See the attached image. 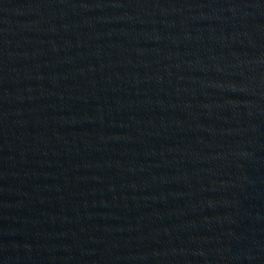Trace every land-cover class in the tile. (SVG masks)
<instances>
[{
    "label": "water",
    "instance_id": "obj_1",
    "mask_svg": "<svg viewBox=\"0 0 264 264\" xmlns=\"http://www.w3.org/2000/svg\"><path fill=\"white\" fill-rule=\"evenodd\" d=\"M0 264H264V0H0Z\"/></svg>",
    "mask_w": 264,
    "mask_h": 264
}]
</instances>
